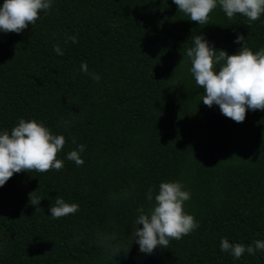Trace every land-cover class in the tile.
<instances>
[{
    "label": "trees",
    "instance_id": "obj_1",
    "mask_svg": "<svg viewBox=\"0 0 264 264\" xmlns=\"http://www.w3.org/2000/svg\"><path fill=\"white\" fill-rule=\"evenodd\" d=\"M236 33L264 47V15L229 20L217 6L197 25L171 0H53L20 33L0 32V130L34 119L64 137L60 170L0 186V264H264V252L233 259L218 247L264 240V110L237 123L205 106L184 56L199 34L234 54ZM77 144L80 166L64 159ZM170 180L190 192L184 211L198 227L140 253L137 209ZM56 197L78 211L52 218Z\"/></svg>",
    "mask_w": 264,
    "mask_h": 264
},
{
    "label": "clouds",
    "instance_id": "obj_2",
    "mask_svg": "<svg viewBox=\"0 0 264 264\" xmlns=\"http://www.w3.org/2000/svg\"><path fill=\"white\" fill-rule=\"evenodd\" d=\"M176 10L182 12L188 20L197 25L207 24L209 13L219 6L224 16L231 20L235 15L246 18L251 23L264 15V0H171ZM53 0H2L0 2V32L20 33L27 25L33 24L38 14L47 11ZM73 43L75 38L70 37ZM234 44L240 47L234 54L224 50H215L203 34L191 39V46L184 51L189 67L188 73L196 87L203 93L200 101L208 107L218 106L219 112L240 123L245 118L246 110H264V47L253 52L246 46L245 38L236 33ZM53 51L62 55L58 45ZM81 73L99 80V74L89 73L87 65L80 63ZM67 123V122H65ZM75 143V141H73ZM64 144L62 134H53L43 122L18 118L10 130H0V186L14 174L21 171L35 170L43 173L60 170L63 161L56 154ZM84 145L68 151L64 159L83 164L79 153ZM31 205L36 207L39 197L29 194ZM150 207L137 209L131 233L132 242L143 254H151L159 248H166L170 239L179 240L198 227L193 216L184 211V204L190 199V192L178 180L161 181L155 194L150 187L145 194ZM78 211L76 203H66L56 197L53 206L48 208L49 216L59 218ZM140 225L141 227H137ZM219 250L229 253L233 259H239L247 252H264V240H254L251 245L230 243L226 238L219 240Z\"/></svg>",
    "mask_w": 264,
    "mask_h": 264
}]
</instances>
